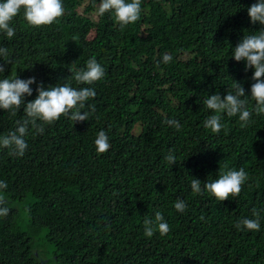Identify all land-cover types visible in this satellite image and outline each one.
<instances>
[{
  "label": "trees",
  "instance_id": "obj_1",
  "mask_svg": "<svg viewBox=\"0 0 264 264\" xmlns=\"http://www.w3.org/2000/svg\"><path fill=\"white\" fill-rule=\"evenodd\" d=\"M255 2L141 0L140 19L124 28L111 12L90 18L99 0H63L64 15L48 26L28 25L21 10L11 22L15 35L0 33L10 52L7 64L0 57V78L35 77L25 103L41 82L91 87L96 96L82 111H95L79 123L61 116L43 134L29 128L23 156L0 148L10 209L0 217V264H264V113L253 112L247 126L225 114L219 133L204 127L207 96L223 98L233 81L249 94L253 70L231 48L262 27L247 14ZM165 54L172 62L158 64ZM92 57L105 77L77 84L72 70ZM24 118L23 108L16 116L0 109V137ZM101 130L110 143L104 153L94 144ZM225 165L248 173L238 196L220 202L192 192L193 178L203 187ZM177 199L187 204L183 213ZM157 211L170 231L148 238L143 221ZM254 211L259 231L234 227Z\"/></svg>",
  "mask_w": 264,
  "mask_h": 264
},
{
  "label": "clouds",
  "instance_id": "obj_2",
  "mask_svg": "<svg viewBox=\"0 0 264 264\" xmlns=\"http://www.w3.org/2000/svg\"><path fill=\"white\" fill-rule=\"evenodd\" d=\"M23 10V19L32 27L48 26L58 22L64 15L63 0H0V33L6 34L11 39L15 35V29L11 26L12 20ZM98 15L106 12L114 14L115 21L121 28L137 22L141 15V0H99ZM247 14L252 23H259L262 27L253 34L244 35L232 49V58L245 62V71L253 70L249 94H245L244 87L236 81L232 83V91L226 92L221 97L214 93L204 100V105L211 111L204 121V127L213 133H219L224 124L223 116H238L242 126H247L253 112L256 115L264 113V0H256L248 9ZM0 57L5 64L9 62L10 52L6 47H0ZM170 54L163 55L157 63L168 64L172 62ZM5 71L0 64V74ZM105 68L97 62L95 57L86 61V65L80 69L72 70V78L77 84L91 85L105 77ZM36 83L35 77L27 79L12 77L0 78V109L6 110L11 116H16L21 108L25 118L17 120V127L7 135L0 137V148L9 149V155L23 156L28 148L25 137L29 134V128L35 134H43L45 125H50L61 116L68 117L73 123L88 121L95 111L94 106L89 105V111H82L86 107V101L94 98L96 92L91 87L74 88L70 83L49 85L44 87L38 83L35 89L37 95L34 100L25 103V97L32 95L30 85ZM254 105L249 107V99ZM23 106V107H22ZM39 121V123H38ZM165 124L180 129V123L175 119H165ZM98 153H104L110 148L108 135L104 130L97 133L94 141ZM165 160L168 165L176 164V156L169 152ZM248 180V173L243 167L237 169L228 168L225 165L219 168L217 178L202 182L199 179L191 180V190L196 195L210 194L216 200L222 202L240 194L242 187ZM7 182L0 180V217L8 215L10 209L3 207L6 203L5 192ZM176 211L183 213L187 204L182 199L174 202ZM254 219L243 218L238 220L234 227L237 230H260V214L253 212ZM203 219V217H201ZM144 235L151 238L156 232L165 235L170 231L169 225L164 220L161 212L157 211L154 218H145Z\"/></svg>",
  "mask_w": 264,
  "mask_h": 264
},
{
  "label": "rangeland",
  "instance_id": "obj_3",
  "mask_svg": "<svg viewBox=\"0 0 264 264\" xmlns=\"http://www.w3.org/2000/svg\"><path fill=\"white\" fill-rule=\"evenodd\" d=\"M77 12L78 13H82L83 12V6L79 7L77 9ZM90 18H92L94 20H96L98 18V12H97V10L90 14ZM184 57L187 59V58H189V55L187 54ZM139 130H140V127H137L136 131L138 132ZM50 251L52 252V248L49 247V246H47L46 249H45V253H46L45 254L46 255L45 258H48L50 256Z\"/></svg>",
  "mask_w": 264,
  "mask_h": 264
}]
</instances>
